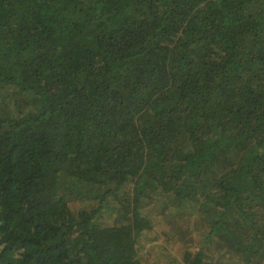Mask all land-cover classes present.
Instances as JSON below:
<instances>
[{"label":"trees","instance_id":"obj_1","mask_svg":"<svg viewBox=\"0 0 264 264\" xmlns=\"http://www.w3.org/2000/svg\"><path fill=\"white\" fill-rule=\"evenodd\" d=\"M0 264H264V0H0Z\"/></svg>","mask_w":264,"mask_h":264},{"label":"rangeland","instance_id":"obj_2","mask_svg":"<svg viewBox=\"0 0 264 264\" xmlns=\"http://www.w3.org/2000/svg\"><path fill=\"white\" fill-rule=\"evenodd\" d=\"M158 228H155V231H157ZM159 231H160V228H159ZM159 244V242H157V245ZM135 255H136V258L138 261H141L142 260V257H146V255L144 254V252L139 248V246L135 245ZM133 250V249H132ZM132 250L129 252L131 253Z\"/></svg>","mask_w":264,"mask_h":264}]
</instances>
